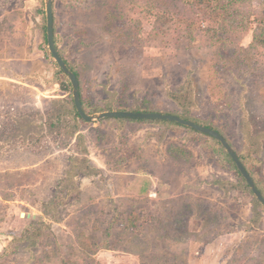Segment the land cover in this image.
<instances>
[{
	"label": "rangeland",
	"instance_id": "1",
	"mask_svg": "<svg viewBox=\"0 0 264 264\" xmlns=\"http://www.w3.org/2000/svg\"><path fill=\"white\" fill-rule=\"evenodd\" d=\"M46 1L0 0V78L9 79H0V236L50 225L0 264H202L219 252L208 245L235 237L233 262L264 264V206L254 209L212 138L104 120L79 121L70 137L62 106L73 88L61 87L71 83L56 78L42 35ZM55 3L59 48L86 64L93 106L184 114L215 128L264 190V0Z\"/></svg>",
	"mask_w": 264,
	"mask_h": 264
},
{
	"label": "water",
	"instance_id": "2",
	"mask_svg": "<svg viewBox=\"0 0 264 264\" xmlns=\"http://www.w3.org/2000/svg\"><path fill=\"white\" fill-rule=\"evenodd\" d=\"M46 31H47V42L49 52L58 65V67L64 72L68 77L71 86L73 88V100L75 108L78 115L86 123H93L96 121L102 120H114V119H123V120H144V121H165L179 124L183 127L189 128L199 134L206 135L216 139L222 147L229 154L233 160L235 166L237 167L238 172L244 178L248 186L251 188L254 196L258 202L264 206V195L258 188L253 177L247 170L246 166L240 159L238 153L230 145L227 139L218 131L205 127L203 125L197 124L193 121L183 119L182 117L164 114V113H147V112H132V111H109L99 114L98 116L89 115L83 106L81 94H80V81L76 74L72 72L62 58L56 47V36H55V14H54V0H47L46 2ZM22 217H26V214H22Z\"/></svg>",
	"mask_w": 264,
	"mask_h": 264
},
{
	"label": "trees",
	"instance_id": "3",
	"mask_svg": "<svg viewBox=\"0 0 264 264\" xmlns=\"http://www.w3.org/2000/svg\"><path fill=\"white\" fill-rule=\"evenodd\" d=\"M54 11L56 13V3H55V0H54ZM41 30H42V35L44 36V41L46 43V45L48 46V42H47V31H46V27L43 26L41 27ZM55 36H56V47H57V50L58 52L60 53V55L62 56V58L65 60V62L67 63V65L69 66L70 70L72 72H74L76 74V76L78 77L79 81H80V94H81V99H82V103H83V106H84V109L85 111L89 114V115H93V114H101V113H104V112H109V111H113V108H111V102L108 104L107 103V106L105 108H102V107H98V106H93L92 104V98L89 99V98H86V96L84 95V79H85V70H86V64H83L82 65V69H79L78 67L74 66L72 63H70L66 56H65V51L67 49H62V48H59V45H58V42H57V23H56V15H55ZM260 40L262 43H264V27H263V31H261V34H260ZM51 58V54L49 55ZM55 67L57 68V73L55 74L56 75V78L57 77H60V76H66L64 74V72L58 67V65L55 63ZM55 84H59L60 83V79H55L54 80ZM61 87L64 89V90H71L72 89V86L71 84H69L67 87L66 84L63 82L61 83ZM92 101V102H91ZM66 105L62 106V120L67 118L69 122H71V125L69 128L72 129V132L70 134V137H74L75 134L79 133L78 131H80V126H79V121L83 122V120L81 119V117L78 115L77 113V110L75 108V104H74V100L70 103H65ZM120 111H124V110H120ZM132 112H147V113H150V111H132ZM151 113H158V112H151ZM172 115H176V116H179V117H182L183 119H186V120H190V121H193L197 124H200V125H203L205 127H208L210 129H213V130H216L215 128H212L210 126H207L205 124H201L198 120L196 119H193V118H189L187 116H185L184 114H172ZM110 121H117V122H120V123H124V122H128V121H138V122H147V123H155V124H161V125H174V126H178V127H182V128H185V129H189V128H186V127H183L179 124H176V123H171V122H165V121H144V120H123V119H114V120H104L102 121V123H105V122H110ZM72 122H73V125H72ZM87 124V123H86ZM89 124V123H88ZM191 130V129H189ZM193 131V130H192ZM218 131V130H216ZM219 132V131H218ZM221 133V132H219ZM222 134V133H221ZM223 135V134H222ZM224 136V135H223ZM209 137V136H208ZM225 137V136H224ZM209 138H212V137H209ZM226 138V137H225ZM83 139V137H78L77 138V141L81 142ZM227 139V138H226ZM212 140L216 141L217 144L220 146V149L223 151L224 153V156H226L227 160L233 165V167L235 168L236 172L238 173L239 177H240V181L241 183L243 184V189H247L251 195L254 196L251 188L248 186V184L246 183V181L244 180V178L241 176V174L238 172L237 170V167L235 166L233 160L231 159V157L229 156V154L226 152V150L222 147V145L220 144V142H218L216 139L212 138ZM229 142V140H227ZM230 143V142H229ZM230 145L232 146V144L230 143ZM233 147V146H232ZM234 148V147H233ZM235 150V149H234ZM177 152H181L178 151V150H175ZM236 151V150H235ZM237 152V151H236ZM238 153V152H237ZM240 159L242 160V162L244 163V165L246 166L247 170L249 171V173L251 174V176L253 177L254 181L256 182L258 188L260 189V191L263 193L264 195V190L259 186V184L257 183L256 181V178L255 176L251 173V170L248 168L244 158H242V156L238 153ZM85 161H87V159H84V160H78L77 163H75V167L73 168L74 170L78 169V167H82L83 168V164ZM70 179L73 180L74 176L68 174ZM86 176H89V173L85 174ZM239 187H241V184H238ZM253 204H254V209L257 208L256 206H262L258 200L255 198V200L253 201ZM49 209V208H48ZM257 210V209H255ZM46 214H47V210H46ZM139 217H135L132 221H131V217H130V222H131V225H133V227H138V222H139ZM50 225H47L45 224L44 222H38L37 224L35 225H32L31 227L27 228L25 230V232L20 236L18 237V235H15L14 236V240L12 242V245L15 244V243H18V242H24V241H29L30 245H33L35 244V239L38 238L40 235H42V232L44 229L46 228H49ZM81 244H82V247L84 248V250H87V248L90 247L89 245V239H83L81 241ZM11 246V245H10ZM10 248V247H9Z\"/></svg>",
	"mask_w": 264,
	"mask_h": 264
},
{
	"label": "crops",
	"instance_id": "4",
	"mask_svg": "<svg viewBox=\"0 0 264 264\" xmlns=\"http://www.w3.org/2000/svg\"><path fill=\"white\" fill-rule=\"evenodd\" d=\"M2 63V62H1ZM1 80H9V79H2L0 78ZM56 85V84H54ZM148 124H155V123H148ZM75 138V136L73 137ZM149 173H142V177H147ZM155 187H152L151 188V191L154 189ZM159 191H160V188H158ZM147 189H144L143 192H146ZM22 216V215H21ZM243 234H245L244 232H242ZM240 233H233V234H227L225 236V238H230L232 235H236V236H239ZM14 236L15 235H12V236H5V235H1L0 237H4L6 238L5 241L3 240H0V254L1 256H4V252H7L8 251V248L10 247V245H12V242L14 240ZM216 236V235H215ZM214 238H218V239H224L223 237L221 236H216ZM241 236V235H240ZM214 238L212 240H210L209 242H213L214 241ZM217 243H213L210 247L208 245V247L206 248L207 251H211V250H217L219 252H215L214 251V254H215V257H212V259H209L208 262L206 263H203L202 264H237L236 262H233L235 257H234V254H233V250L239 246L240 242H241V237H235L234 239L232 240H227V241H219V240H216ZM208 242V243H209ZM207 243V244H208ZM199 254V253H198ZM197 261V260H196ZM189 264H197L195 263L194 260H191L189 262Z\"/></svg>",
	"mask_w": 264,
	"mask_h": 264
}]
</instances>
